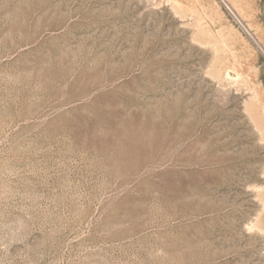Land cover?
<instances>
[{
    "label": "rangeland",
    "instance_id": "1",
    "mask_svg": "<svg viewBox=\"0 0 264 264\" xmlns=\"http://www.w3.org/2000/svg\"><path fill=\"white\" fill-rule=\"evenodd\" d=\"M0 264H264V0H0Z\"/></svg>",
    "mask_w": 264,
    "mask_h": 264
}]
</instances>
